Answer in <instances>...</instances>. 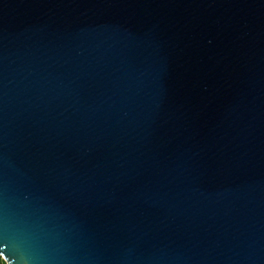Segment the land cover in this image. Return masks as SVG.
<instances>
[{
  "label": "water",
  "instance_id": "95a60500",
  "mask_svg": "<svg viewBox=\"0 0 264 264\" xmlns=\"http://www.w3.org/2000/svg\"><path fill=\"white\" fill-rule=\"evenodd\" d=\"M6 264H264V0H0Z\"/></svg>",
  "mask_w": 264,
  "mask_h": 264
},
{
  "label": "rangeland",
  "instance_id": "374dc122",
  "mask_svg": "<svg viewBox=\"0 0 264 264\" xmlns=\"http://www.w3.org/2000/svg\"><path fill=\"white\" fill-rule=\"evenodd\" d=\"M0 264H6L2 257H0Z\"/></svg>",
  "mask_w": 264,
  "mask_h": 264
}]
</instances>
